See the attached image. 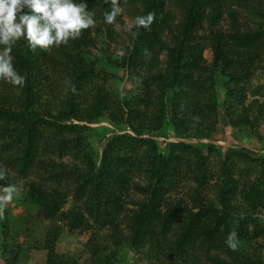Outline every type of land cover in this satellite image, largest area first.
Segmentation results:
<instances>
[{
	"label": "trees",
	"instance_id": "obj_1",
	"mask_svg": "<svg viewBox=\"0 0 264 264\" xmlns=\"http://www.w3.org/2000/svg\"><path fill=\"white\" fill-rule=\"evenodd\" d=\"M74 3L86 5V19L100 21L98 34L113 37V21L104 17L114 11L113 0ZM120 6L127 8L132 25L118 59L103 50L96 61L86 59L82 48L91 25L48 50L32 51L23 36L10 42L13 69L25 81L14 86L0 77V187L16 189L12 178H23V200L41 216L60 215L70 230L89 231L83 246L89 264H114L118 248L126 245L147 256L148 264H264L262 244H252L264 230L252 217L256 210L264 213V180L239 188L233 157L259 163L263 179L264 158L252 157L246 147L218 150L212 142L216 81L224 80L223 100L230 108L228 97L241 91L250 71L264 61V0H116V9ZM241 9L257 17L253 26L241 22ZM150 13L153 23L147 22ZM137 16L146 26L137 24ZM223 17L226 29L219 25ZM5 47L0 44L2 52ZM207 47L209 63L203 57ZM101 67L125 69L139 93L122 99L116 89L108 102L105 87L97 84V76L107 81ZM47 94L50 109L40 117L33 105ZM258 116L264 117V109ZM102 119L121 124L124 132L90 126ZM229 120L248 130L256 124L243 115ZM43 122L51 136L40 130ZM168 126L174 140L162 149L153 136ZM86 130L106 131L96 139L100 153L84 149L93 144L86 141ZM48 148L60 159L66 154L74 159L46 162ZM214 153L217 171L211 167ZM33 170L55 185L28 178ZM179 185L188 187L185 198L174 193ZM68 190L75 203L60 212ZM130 191L140 199L131 198ZM251 220L255 226L249 229ZM55 233L45 239L46 264H67L69 259L55 251Z\"/></svg>",
	"mask_w": 264,
	"mask_h": 264
},
{
	"label": "rangeland",
	"instance_id": "obj_2",
	"mask_svg": "<svg viewBox=\"0 0 264 264\" xmlns=\"http://www.w3.org/2000/svg\"><path fill=\"white\" fill-rule=\"evenodd\" d=\"M117 9H119V11L113 19V37L111 39L106 38L104 34L102 35L96 32V28L100 25V21H94L91 25L90 36L85 46L82 48L89 62H94L97 58L101 57L102 50L106 51L108 55L115 59H118L119 56L125 52L128 42L127 35L132 25V17L127 8L120 6ZM240 11L242 14L240 16L241 22L246 19V23L253 26L254 20H256L257 17L242 9ZM228 24V19L226 17H223L219 23L224 29L227 28ZM200 33H202V31H200ZM0 54H3L1 50ZM163 57V54H161V59H163ZM203 57L208 63L212 60V51L209 47L203 50ZM98 69L100 68H97V70ZM101 69H103L106 74L104 78H106L107 81L104 82L102 76H97V84H101L102 87H105L108 92V102H113L116 89H118L122 99L129 96L133 97L139 93L133 79L127 75L125 69H119L117 72H111L108 67H101ZM223 82V79L221 80L218 78L215 84L217 97H219V106L216 130L217 139L212 142L214 145H217L216 148L218 147V150H227L230 152L240 147H246L252 157L260 156L264 158V117L258 116L259 111L264 109V61L250 71L248 80L243 84V89H240L241 91L238 90L237 93L228 97L230 99L229 103L232 105L230 108H227L223 100L225 97ZM50 97L51 95L47 94V97L44 96L43 99L38 101V106H36V104L35 106L33 105V108L40 114V117L43 110L46 108L47 110L50 109V105L46 103L49 101L48 99H50ZM239 100L240 103L238 102ZM51 105L53 106V103H51ZM241 115H243V118H248L256 124H254L250 130L241 125L238 127L231 126L229 119L231 117L236 119ZM90 126H104L119 131L121 124L118 123L115 126L107 120L102 119L98 123L90 124ZM39 128L45 136H51V134L48 133L50 132V126L43 122V124H40ZM169 128L168 126L163 130L164 134L153 136L162 149L166 147L167 141L174 140L168 136L167 129ZM86 132L88 135L86 141L90 140L93 144L92 146H84V149L90 151V149L94 148L100 153L101 147L96 139L104 136L106 131L86 130ZM119 132L122 133L124 130ZM191 141L194 142L195 140L191 139ZM203 141L207 142L208 140L204 139ZM46 152V162L53 159L61 160V162H71L74 159L68 154L60 159L57 152L51 153L49 148ZM216 157L217 155L214 153L211 159V167L215 171H217L220 166L218 158ZM233 160V163H235L233 175L240 181L238 185L239 188L246 189L253 182L264 180L260 176L261 166L259 163H247L235 156ZM39 174L38 171L33 170L29 173L28 178L34 180L42 179V183L47 187L55 185V182L48 180L46 175L41 178L37 176ZM44 177H46V179ZM12 179L18 183L16 189H4L0 187V264H46L48 250L44 246V243L47 236L51 237L50 234L54 232L57 233L55 251L59 255H65L69 259H66L67 264H89L91 255L88 251L83 250L84 243L89 236V231L80 229L70 230L67 221L60 215L45 219L41 216L42 214H40L37 206H30L24 202L22 183L25 179L20 177ZM187 192L188 187L186 185H179L174 193L185 198ZM129 194L131 198L135 200L141 197V195L135 191H130ZM7 197H10V199ZM74 203V196L68 190L67 197L61 205L60 212H66ZM129 206H131V204H129ZM244 206L248 209L246 205ZM252 217L264 227L263 212L256 210ZM249 222L248 227L252 229L255 226L254 222L252 220ZM252 244L253 248H258L259 244H262L263 247L260 249V252L264 254V230L253 240ZM111 250L114 251V246H109L107 253H112ZM114 264H148V257L126 245L122 248H118Z\"/></svg>",
	"mask_w": 264,
	"mask_h": 264
},
{
	"label": "clouds",
	"instance_id": "obj_3",
	"mask_svg": "<svg viewBox=\"0 0 264 264\" xmlns=\"http://www.w3.org/2000/svg\"><path fill=\"white\" fill-rule=\"evenodd\" d=\"M115 4L116 0H113L111 14L104 13L107 23H112L119 11ZM85 7L74 0H0V44L7 46L0 54V77L14 86H22L25 76L18 75L13 69L10 42L14 43L23 36L32 51L36 46L47 50L54 43L58 47L61 42H67L69 36H78L81 29L93 24L92 19H86ZM154 15L147 16L148 23L154 22ZM136 22L145 25V18L137 16Z\"/></svg>",
	"mask_w": 264,
	"mask_h": 264
}]
</instances>
